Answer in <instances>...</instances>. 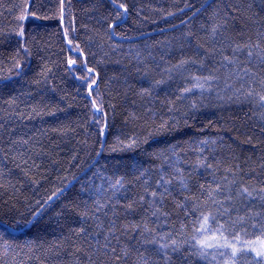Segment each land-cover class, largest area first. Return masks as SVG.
Wrapping results in <instances>:
<instances>
[{
	"label": "trees",
	"instance_id": "16d2710c",
	"mask_svg": "<svg viewBox=\"0 0 264 264\" xmlns=\"http://www.w3.org/2000/svg\"><path fill=\"white\" fill-rule=\"evenodd\" d=\"M121 2L129 6V15L116 29L117 35L109 39L103 23V17L112 11L109 0H63L62 23L61 0H0V79L12 77L8 86L0 89V124L4 125L0 129V169L5 173L0 178V184H3L0 187V214L10 211V216L19 220L21 214H30L36 201L43 202L53 191L64 189L62 196L44 207L35 227L17 232L16 239L0 236V264H74L76 256L82 258V253H75L72 240L76 241V246L80 241L71 229L82 223L79 212L84 208L83 202L87 201L88 207H92L82 186L87 190L93 187V179L96 184L101 182L99 177L94 178L98 169L113 179L123 176L131 196L138 190L136 176L139 171L147 170L154 183L161 168L169 170L171 161H166L165 157L175 159L171 146L175 145L181 160L190 164L196 159L199 140L222 137L231 149L218 143L215 146L217 157L232 163L230 157L238 156L246 172L249 165L255 168L246 180L257 183L264 179V169L259 167L264 160V133L259 116L254 114L260 109L253 110L247 104L220 102L213 94L206 96L194 114L189 111L188 100L177 102L179 111L169 112L167 101L174 98L183 80L179 74L168 80L164 71L184 57L196 60L207 57L203 69L198 64L190 65L191 72L206 73L219 67L220 52H212L209 39L214 13L219 12L222 17L228 11L227 5H246L252 0ZM186 4L191 5V9L186 8ZM202 5L205 7L193 17V12ZM24 11L35 12L41 18L29 16L23 22L25 36L19 38L15 34L19 27L16 17ZM252 11L244 10L230 19L231 34L236 40H247L249 35L256 40L255 29L259 25L246 19ZM66 28L74 42L84 50L89 66L100 72L98 90L111 125L106 137L95 134L97 129L90 102L85 98L81 81L75 79L81 73L66 70L69 55L77 58L78 64L82 59L78 53L68 51L63 38ZM240 32L244 35H239ZM21 44L28 48L30 55L20 49ZM225 54L231 55V50L225 49ZM14 58L24 67V73L19 77L15 75ZM45 66L52 70L47 78L40 75ZM137 68L141 71L137 72ZM145 68L149 69L146 79L143 78ZM223 71L221 69V74ZM160 78L166 83L154 90L152 101L142 100L139 89L148 87L152 79ZM220 86L223 87L222 82ZM13 97L15 102L9 103ZM193 98H198V93L189 99ZM109 104L116 105L114 112ZM148 107L155 110L157 121L161 117L172 118L179 122L178 127L169 133L148 137L151 123ZM185 112L189 113L187 117ZM130 113H135L139 119L133 120ZM98 118L103 120L102 116ZM20 135L39 140L47 153L37 159L40 169H33L28 176L16 167L19 160L14 161L12 153L5 156L10 139ZM116 136H139L147 142L132 150L113 152L111 148ZM249 136L251 143L246 142ZM100 140L106 143L103 153L97 156ZM161 151L164 156L160 159L152 155ZM205 155L209 153L205 152ZM9 180L14 187L9 185ZM33 180L39 183H33ZM29 240L33 243L24 247ZM133 259L129 257L122 264H132Z\"/></svg>",
	"mask_w": 264,
	"mask_h": 264
},
{
	"label": "snow or ice",
	"instance_id": "6c2138e0",
	"mask_svg": "<svg viewBox=\"0 0 264 264\" xmlns=\"http://www.w3.org/2000/svg\"><path fill=\"white\" fill-rule=\"evenodd\" d=\"M109 3L112 11L103 17V23L111 39L117 35L116 29L127 21L129 6L121 0H109ZM185 7L191 9V5L186 4ZM204 7L202 5L200 9H196L193 17ZM254 8L258 11H252ZM227 9L222 17L219 12L214 13L215 19L209 29L212 52L219 51L221 55L219 67L206 73L199 70L191 72L190 65L198 64L203 69L207 57L201 60L184 57L164 69L168 80H172L174 74H179L183 80L174 98L167 101L170 105L168 111H179L177 102L188 100L189 111L194 114L199 111L206 96L215 94L220 102L247 104L253 110L259 108L260 112L254 114L259 116L262 122L261 132L264 133V16H261L264 13V0H259L258 4L255 0L246 5L229 4ZM244 10L252 11V15L246 19L259 25L255 29V41L251 35L247 40L240 41L231 34L230 19ZM180 11L183 12L184 9ZM29 16L41 18L30 11H24L16 17L19 27L15 34L19 38L25 36L23 22ZM239 35L243 36L244 33L240 32ZM63 38L68 51L76 52L82 58L78 64L77 58L69 55L66 59V70L81 73L75 79L81 81L86 91L85 98L90 102V111L97 129L95 134L106 137L111 125L103 96L98 90L100 72L96 67L89 66L87 55L70 37L69 29L64 30ZM20 49L30 55L24 44H21ZM225 49H230L231 55L225 54ZM14 69L16 76L23 75L24 67L19 59L14 58ZM221 69L224 70L223 74ZM51 71L45 66L40 75L47 78ZM140 71L137 68V72ZM148 76L149 69H143V78ZM11 81V76L0 79V89L7 87ZM221 82L223 87L220 86ZM165 83L163 78L152 79L148 87L139 89L138 95L142 100L151 102L154 90ZM197 93L198 98L189 99ZM14 102L13 97L9 103ZM108 107L114 112L116 105L109 104ZM33 111L36 109L33 108ZM147 112L150 114L148 119L151 120L148 137L169 133L178 127L179 122L172 118L165 120L161 117L157 121L152 107H148ZM188 114L185 112V117ZM100 116L103 117L102 121L98 118ZM130 117L133 120L139 119L135 113H130ZM3 127L0 124V129ZM146 142V138L142 140L139 136H116L111 151L132 150ZM246 142L251 143L252 137L249 136ZM105 143V140L99 141L97 156L103 153ZM218 143L231 149V145H225L222 137L219 140H199L196 159L190 164L181 160L175 152V145L171 146L175 159L165 157L166 161H171L168 163L169 170L161 168L154 183L147 170L139 171L136 176L138 190L131 196L123 176L113 179L98 169L94 178L99 177L101 182L96 184L93 179V187L87 190L82 186V192L87 191L92 207H88L87 201L83 202L84 208L79 212L82 223L78 228L71 229L80 241L76 246V241L72 240L75 253L83 254L82 258L76 256L74 264H122L129 257H134L132 264H264V179L257 183L246 180L245 177L255 172V168L249 165L246 172L238 156L230 157L234 161L232 163L218 158L215 147ZM205 152L209 155H205ZM8 153H12L11 158L14 161L19 160L16 167L26 176L33 169L39 170L41 164L37 163V159L47 155L39 140L34 141L33 137L25 135L10 139L6 157ZM152 155L160 159L164 152ZM247 163L246 159L245 164ZM104 167L106 166H102ZM259 167L264 169V160ZM4 176L5 173L0 169V178ZM33 183L39 182L33 180ZM9 185L13 186L10 180ZM63 194L64 189H57L43 202L36 201L30 214H21L22 218L19 220L10 216V211L0 214V236L16 239L17 232L35 227L44 207ZM66 240H71V237H66ZM31 243V240L25 242L24 247H29Z\"/></svg>",
	"mask_w": 264,
	"mask_h": 264
},
{
	"label": "water",
	"instance_id": "95a60500",
	"mask_svg": "<svg viewBox=\"0 0 264 264\" xmlns=\"http://www.w3.org/2000/svg\"><path fill=\"white\" fill-rule=\"evenodd\" d=\"M64 1H65V0H64ZM67 189H69V187H68Z\"/></svg>",
	"mask_w": 264,
	"mask_h": 264
}]
</instances>
